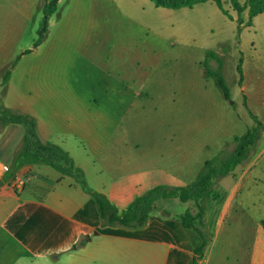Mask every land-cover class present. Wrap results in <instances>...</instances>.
Here are the masks:
<instances>
[{
  "label": "rangeland",
  "instance_id": "rangeland-1",
  "mask_svg": "<svg viewBox=\"0 0 264 264\" xmlns=\"http://www.w3.org/2000/svg\"><path fill=\"white\" fill-rule=\"evenodd\" d=\"M44 2L0 0L6 69L20 56L11 81L0 89L5 110L22 113L14 109H29L33 87L68 91L65 101L70 103H95L90 90L99 80L86 73L85 59L87 46L94 41L105 44L95 63L105 57L113 61V69L118 65L137 74H151L144 89L137 84L136 93L120 97L115 118L124 114L132 122L129 127L122 124L114 136L105 134L98 149L95 144L69 139L66 147L80 161L86 154H148L152 161L147 167L162 169L155 170L152 186L157 180L162 183L163 170L177 179V185L185 186L196 180L207 160L230 153L235 136L255 125L252 114L264 122V14L254 25H242L238 31V21L226 17L211 1L169 9L156 7L151 0H60L45 40L34 47ZM225 8L237 16L230 3ZM243 16L249 18L247 12ZM210 51L216 55L208 56ZM124 55L136 58L133 67ZM240 58L242 85L237 70ZM207 69L223 75L229 99ZM131 102L135 104L130 106ZM243 172L247 185L239 213L249 221L251 247L252 222L264 217V132L246 164L232 177L217 180L222 197L205 202V219L218 217L227 192ZM103 182L108 196L110 181L104 177ZM188 207L198 212L194 201L178 203L171 210L182 212ZM201 229L212 233V224L208 221Z\"/></svg>",
  "mask_w": 264,
  "mask_h": 264
},
{
  "label": "crops",
  "instance_id": "crops-1",
  "mask_svg": "<svg viewBox=\"0 0 264 264\" xmlns=\"http://www.w3.org/2000/svg\"><path fill=\"white\" fill-rule=\"evenodd\" d=\"M59 3L60 0L58 6ZM263 14L254 17L251 25ZM232 16L237 20V16ZM4 44L0 42V89H4L12 78L11 75L6 86H1L2 76L8 70V63L2 61ZM87 47L86 73L92 80H99L90 90L96 96L92 98L95 103L91 100L70 103L65 101L70 94L68 91L62 93L51 86L33 87L31 107L14 109L36 120L37 132L43 142L55 143L67 152L69 139L95 144L98 149L105 134L114 136L122 124L129 127L132 122L125 120L124 114H117L120 117L115 118V111L122 104L120 97L136 93L137 84L140 90L144 89L151 81L149 72L137 74L118 65L113 69V61L105 57L95 63L96 54L105 48V44L94 41ZM123 57H127L130 67L135 63L133 55ZM134 104L129 103L130 106ZM25 134L26 128L22 124L0 126V264H190L198 239L194 231L183 226L181 219L190 209L171 210L173 205H190V201L160 199L146 224L138 230L104 226L96 200L74 177L63 175L46 164H25L15 168V155ZM69 154L83 169L90 189L104 194V177L110 181L106 196L120 211L156 186H181L165 170L162 183L157 180L152 186L155 170L162 169L147 167L152 161L148 154H86L81 161L76 155ZM15 175L26 178L21 190L11 184ZM246 179L243 172L233 182L214 221L205 219V224L208 221L212 224V238L198 264H264V217L253 220L254 241L249 247V221L239 213Z\"/></svg>",
  "mask_w": 264,
  "mask_h": 264
},
{
  "label": "trees",
  "instance_id": "trees-1",
  "mask_svg": "<svg viewBox=\"0 0 264 264\" xmlns=\"http://www.w3.org/2000/svg\"><path fill=\"white\" fill-rule=\"evenodd\" d=\"M157 7L169 9H179L181 7H193L197 4L205 3L210 0H152ZM230 19L232 14L225 8L226 3L237 13L238 31L245 23L251 25L252 19L264 13V0H212ZM59 0H45L42 5L43 16L38 29V38L34 47H38L45 40L50 27L52 15L56 12ZM247 12L248 20L245 22L244 14ZM26 52H29L26 51ZM216 55L210 51L208 56ZM20 56L16 58L11 67L2 77L1 86L4 87L11 78L12 71L17 64ZM243 59L240 58L237 70L240 75L239 82L242 85L244 80ZM207 74L215 79L216 85L221 89L226 99L230 98V88L228 87L223 75L207 69ZM247 106V101H245ZM255 125L249 128L244 134L235 136L234 148L225 157H217L207 160L195 181L185 186H165L159 185L142 196L136 198L125 210L120 211L109 198L101 192L90 189L85 180L84 171L77 166L70 154L61 146L52 142H43L37 132L36 120L24 113L10 112L4 109L0 102V126L9 124H22L26 128V134L15 155V168L25 164H46L52 166L63 175L74 177L97 202L99 216L104 226H120L129 229H136L144 226L150 213L154 210L156 203L160 199L178 198L181 202L194 201L198 207V212L193 213L187 210L182 216L183 226L195 232L198 239L194 256L190 264H198V261L205 255L206 247L212 238V233L203 231L205 226V215L207 206L205 202L210 199H220L222 197L217 189V180L225 176L234 174L235 170L245 164L253 148L262 137L264 132V122L260 121L252 114ZM264 225V220H263Z\"/></svg>",
  "mask_w": 264,
  "mask_h": 264
},
{
  "label": "built area",
  "instance_id": "built-area-1",
  "mask_svg": "<svg viewBox=\"0 0 264 264\" xmlns=\"http://www.w3.org/2000/svg\"><path fill=\"white\" fill-rule=\"evenodd\" d=\"M5 168L9 169V166L6 165ZM11 184L16 190H21L26 184V178L22 175H15L11 180Z\"/></svg>",
  "mask_w": 264,
  "mask_h": 264
}]
</instances>
